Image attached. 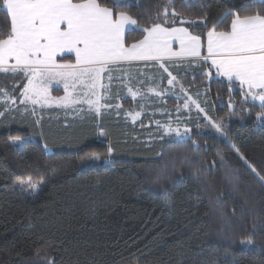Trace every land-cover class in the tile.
<instances>
[{"label":"trees","instance_id":"obj_1","mask_svg":"<svg viewBox=\"0 0 264 264\" xmlns=\"http://www.w3.org/2000/svg\"><path fill=\"white\" fill-rule=\"evenodd\" d=\"M106 2L112 6L111 0ZM164 3L139 0L137 7L136 0H131L130 7L119 10L147 24L151 22L147 14L160 10L157 6ZM174 6L193 19L203 9L213 20L226 7L224 0H174ZM9 28L10 18L0 7V29L6 33ZM190 30L206 35L202 25ZM142 37L139 30L129 31L127 42ZM166 66L181 80L184 92L214 119L230 110L229 99L233 110L239 109L244 94L238 83L207 76L209 63L192 58L169 60ZM120 68L113 74L111 92L103 98V104L112 107L98 114L87 112L85 106H35L39 124L37 117H21L17 112L12 114L14 119L0 122V264H44L43 251L37 256V249L47 251L54 264H130L133 259L137 264H223L219 234L224 225L210 210V201L222 194L228 215L235 209L233 223L238 231L243 227L251 231L253 214L264 217V185L223 137L203 126L202 113L193 105L188 110L182 107L183 92L178 86H165L167 73L159 64L134 62ZM125 73H130L133 83L143 81L145 75L156 76L160 79L151 86L157 92H169L133 98L120 83L128 81ZM25 81L22 75H1L0 88L15 95L19 103ZM15 83L19 86L13 91L8 86ZM136 87L146 91L148 85ZM80 107L85 111L78 112ZM246 107L252 112L243 118L226 117V131L264 175V122L255 116L261 110L259 101L249 100ZM129 111H140L141 116L133 122ZM169 120L187 123L199 151L191 141L180 143L174 136L158 139L156 121ZM100 131L106 135H99ZM10 135L25 139L14 142ZM108 141L115 149L110 157L103 155ZM218 150L226 164L216 156ZM86 151L102 155L80 160ZM185 156L190 163L183 162ZM212 160H216L214 168L207 163ZM49 165L59 169L57 174L45 175L42 190L34 196H20L15 178L35 177L37 169L45 171ZM226 168L235 169L240 177L239 192L225 182ZM162 169L172 178L153 183ZM262 235L257 233L255 239L259 242ZM233 252L230 264H264V252L256 246L236 244Z\"/></svg>","mask_w":264,"mask_h":264},{"label":"snow or ice","instance_id":"obj_2","mask_svg":"<svg viewBox=\"0 0 264 264\" xmlns=\"http://www.w3.org/2000/svg\"><path fill=\"white\" fill-rule=\"evenodd\" d=\"M111 2L112 6L106 0H0V7L10 18L9 30L4 33L0 29V74H11L14 77L22 75L27 80L19 93V103L15 95L0 88V107L3 108L0 110V122L17 112L21 117L26 114L37 117L35 123L39 124L40 118L35 106L43 107L52 103L65 108L86 105L87 112L98 114L102 108L112 107L102 104L101 100L111 92L113 74L124 63L145 62L147 65L148 62H155L167 73V84L178 86L183 92V85L168 71L166 61L171 58H195L198 62H210L207 76L212 75L214 68L218 75L226 77L229 82L238 81L244 89V96L239 109L233 110L235 106L229 99L230 110L224 117L215 119L191 97H185L183 107L188 109L190 104L194 105L198 114H203L206 121L203 126L219 133L264 185V175L232 143L226 131V117L243 118V114L252 112L246 107L249 98L259 101L261 110L255 116L264 122V0H224L226 7L222 6L215 20L203 9L202 15L195 19L186 17L174 6V0H165L162 7L157 6L160 10L147 14V19L151 21L147 24L140 23L130 12L119 10L130 7L131 0ZM136 2L139 7V0ZM185 24L188 26H183ZM198 25L204 27L206 37L205 34H195L190 30ZM126 30H139L143 38L127 44ZM174 44H178V47L174 48ZM202 50L206 51V55H202ZM125 75L129 79L127 82L121 80V85L127 88L133 98L141 99L148 92H155L151 85L160 79L145 75L143 81L133 83L130 73ZM105 79L108 83H104ZM54 83L63 84V96L51 95ZM137 84L148 85L147 90L141 91L136 87ZM163 94V91L157 93L161 96ZM84 111L83 107L78 109V112ZM127 115L135 122L141 112L129 111ZM156 124L159 140L165 136H174L179 138L180 143L191 141L199 151L200 145L190 135L192 129L186 122L169 120L164 124L156 121ZM99 135L106 134L100 131ZM24 139L20 135L9 136V140L14 142H23ZM114 151L111 141H108L103 155L110 157ZM101 155L97 151H86L79 159H99ZM216 156L221 163H227L219 150ZM183 162L190 163L189 157L185 156ZM207 163L214 168L216 160ZM58 171V168L49 165L45 171L37 169L35 177L31 174L17 176L15 183L19 185V195L25 198L29 194L34 196L42 190L45 175H56ZM175 171L173 164V173ZM171 178L172 174L162 169L153 183ZM224 180L232 191L239 192L240 177L235 169L226 168ZM164 196L168 198L167 189L164 190ZM210 210L219 215L224 225L219 234L223 240V264H230V258L235 255L233 246L236 244L256 246L264 252V235L259 242L255 239L257 233L264 234V217L253 214L251 231L248 227L238 231L233 223L235 209L230 210L231 216L228 215L222 194L214 202L210 201ZM42 251L44 264H54L45 250L37 249V256ZM130 264L137 262L133 259Z\"/></svg>","mask_w":264,"mask_h":264},{"label":"rangeland","instance_id":"obj_3","mask_svg":"<svg viewBox=\"0 0 264 264\" xmlns=\"http://www.w3.org/2000/svg\"><path fill=\"white\" fill-rule=\"evenodd\" d=\"M183 26H185V27H187L188 25L187 24H185V25H183ZM129 31H127L126 30V33H125V41H126V43L127 44H131V43H128L127 42V33H128ZM205 37H206V35H205ZM143 38V37H142ZM141 38V39H142ZM205 42H206V39H205ZM134 43V42H133ZM175 47H178V44H174V48ZM202 55H206V51H203L202 50ZM71 57V56H70ZM70 57H69V59H70ZM181 59H192V58H189V57H184V58H171V59H169V60H181ZM169 60H167V61H169ZM132 63H134V62H132ZM124 64H128V63H124ZM209 65H210V62H209ZM121 70V68L120 67H118L117 68V71H120ZM1 75H8V74H0V76ZM210 77H213V78H218V79H222V80H225V81H227V82H229L228 80H227V78L226 77H223V76H221V75H218L216 72H215V70H214V68H213V71H212V75L210 76ZM26 80V79H25ZM178 80V79H177ZM179 82H180V84H182L181 83V80L179 79L178 80ZM108 83V81L105 79V81H104V83ZM235 82H237L238 83V86L241 88V90H242V92H243V94H244V89L239 85V82L238 81H235ZM27 83V80L24 82V83H21V87H20V89H21V91H22V86L23 85H25ZM15 85V88H16V86H19V84L18 83H15L14 84ZM14 85H9L8 87L9 88H13V86ZM183 85V84H182ZM165 86H169L168 84H165ZM170 87H172V86H170ZM175 87V86H174ZM173 87V88H174ZM183 89H184V86H183ZM186 90V89H185ZM20 91V92H21ZM102 92H103V90H101ZM181 91V90H180ZM160 92V91H159ZM159 92H157L156 90H155V92H150V94H157V93H159ZM164 92V94L165 93H168L169 91H167V90H165V91H163ZM186 92V91H185ZM184 91H183V100H184V103L186 102V100H185V97H191L192 98V100H195L192 96H190L189 94H187V93H185ZM65 93H64V90H63V84L62 83H54L53 84V86H52V88H51V95L53 96V97H58V96H63ZM164 94L162 95V96H164ZM20 96V95H19ZM161 96V95H160ZM19 99H21V97H19ZM249 100L251 101V102H253L250 98H249ZM196 101V100H195ZM101 103L103 104V99L101 100ZM29 105H31V104H29ZM184 105V104H183ZM32 106V105H31ZM36 106H38V107H41L40 105H36ZM78 107L79 106H85V107H87L86 105H77ZM194 106V105H193ZM44 108H50V107H59V108H63V109H69V108H72V107H68V108H65V107H63V106H61V105H58V104H56V103H52V104H49V105H45V106H43ZM183 107V106H182ZM190 107H191V104H190ZM189 107V108H190ZM75 108H76V106H75ZM184 108V107H183ZM188 108V109H189ZM194 108H195V106H194ZM103 109V108H102ZM101 109V110H102ZM187 109V110H188ZM196 109V108H195ZM212 133H217L215 130H213V132ZM218 135H220L219 133H217Z\"/></svg>","mask_w":264,"mask_h":264}]
</instances>
